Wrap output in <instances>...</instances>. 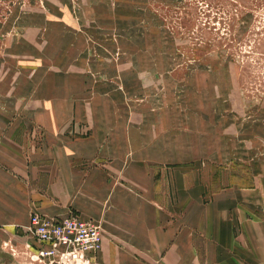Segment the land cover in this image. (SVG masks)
I'll return each instance as SVG.
<instances>
[{
	"label": "crops",
	"instance_id": "obj_1",
	"mask_svg": "<svg viewBox=\"0 0 264 264\" xmlns=\"http://www.w3.org/2000/svg\"><path fill=\"white\" fill-rule=\"evenodd\" d=\"M32 3L0 70V264L46 246L32 213L92 218L93 264H264V137L138 103L136 1Z\"/></svg>",
	"mask_w": 264,
	"mask_h": 264
},
{
	"label": "rangeland",
	"instance_id": "obj_2",
	"mask_svg": "<svg viewBox=\"0 0 264 264\" xmlns=\"http://www.w3.org/2000/svg\"><path fill=\"white\" fill-rule=\"evenodd\" d=\"M32 1L0 0V70L4 58L17 57L19 37L33 33L20 25ZM131 1L138 7L136 16L131 11L136 56L119 51L116 61L137 66L138 103L198 99L202 125L210 121L223 135L247 127L251 137H264V0Z\"/></svg>",
	"mask_w": 264,
	"mask_h": 264
},
{
	"label": "built area",
	"instance_id": "obj_3",
	"mask_svg": "<svg viewBox=\"0 0 264 264\" xmlns=\"http://www.w3.org/2000/svg\"><path fill=\"white\" fill-rule=\"evenodd\" d=\"M27 230L46 245L30 255L33 264H93L89 255L98 252L102 242L100 226L74 214L54 218L32 213Z\"/></svg>",
	"mask_w": 264,
	"mask_h": 264
}]
</instances>
